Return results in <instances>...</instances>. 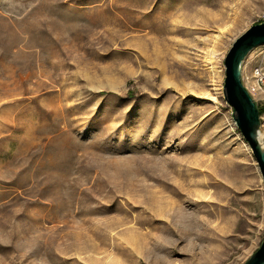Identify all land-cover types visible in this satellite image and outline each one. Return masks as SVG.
Listing matches in <instances>:
<instances>
[{"label": "rangeland", "instance_id": "obj_1", "mask_svg": "<svg viewBox=\"0 0 264 264\" xmlns=\"http://www.w3.org/2000/svg\"><path fill=\"white\" fill-rule=\"evenodd\" d=\"M262 22L264 0H0V264H246L264 180L224 59Z\"/></svg>", "mask_w": 264, "mask_h": 264}, {"label": "water", "instance_id": "obj_2", "mask_svg": "<svg viewBox=\"0 0 264 264\" xmlns=\"http://www.w3.org/2000/svg\"><path fill=\"white\" fill-rule=\"evenodd\" d=\"M260 45H264V22L250 26L236 37L224 59V96L233 108L236 125L248 142L264 180V144L259 136L260 111L255 99L244 86L241 74L243 60L253 48ZM246 264H264V240Z\"/></svg>", "mask_w": 264, "mask_h": 264}, {"label": "built area", "instance_id": "obj_3", "mask_svg": "<svg viewBox=\"0 0 264 264\" xmlns=\"http://www.w3.org/2000/svg\"><path fill=\"white\" fill-rule=\"evenodd\" d=\"M241 74L244 86L258 102L256 95H264V45L254 48L243 60Z\"/></svg>", "mask_w": 264, "mask_h": 264}, {"label": "bare ground", "instance_id": "obj_4", "mask_svg": "<svg viewBox=\"0 0 264 264\" xmlns=\"http://www.w3.org/2000/svg\"><path fill=\"white\" fill-rule=\"evenodd\" d=\"M212 52V51H211ZM209 57V56H208ZM215 58H214V56H213V54H210V58H209V60L212 62L213 60H214ZM208 60V61H209ZM216 60V59H215ZM259 136H260V140H261V142H262V144H264V129H263V127H262V129H261V131L259 132ZM224 166V165H223ZM227 173H229V172H227ZM231 174V173H230ZM242 174V173H241ZM244 174V173H243ZM242 174V175H243ZM231 178H232V176H230ZM229 177V178H230ZM240 177H241V175H240ZM247 177V176H246ZM228 178V179H229ZM225 179V178H224ZM227 179V178H226ZM246 179V178H245ZM235 180H236V178H235ZM243 180V179H242ZM234 181V177L232 178V181H231V183ZM239 181H241V178H240V180ZM244 181V180H243ZM229 182V181H228ZM229 185H230V183H228ZM234 183H232V185H233ZM245 184V183H244ZM241 187V186H240ZM242 187H243V185H242ZM181 214V213H180ZM185 216H187V215H185ZM179 217H181L180 215H179ZM189 217V216H188ZM183 218H184V215H183ZM186 219V218H185ZM139 251V250H138ZM142 260V259H141ZM143 263V262H142Z\"/></svg>", "mask_w": 264, "mask_h": 264}, {"label": "trees", "instance_id": "obj_5", "mask_svg": "<svg viewBox=\"0 0 264 264\" xmlns=\"http://www.w3.org/2000/svg\"><path fill=\"white\" fill-rule=\"evenodd\" d=\"M260 110V114L263 112L261 109H259Z\"/></svg>", "mask_w": 264, "mask_h": 264}]
</instances>
